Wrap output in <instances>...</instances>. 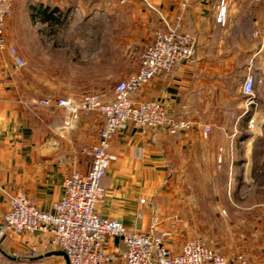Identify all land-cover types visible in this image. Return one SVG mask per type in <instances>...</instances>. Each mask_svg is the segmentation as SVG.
<instances>
[{"label": "crops", "instance_id": "crops-1", "mask_svg": "<svg viewBox=\"0 0 264 264\" xmlns=\"http://www.w3.org/2000/svg\"><path fill=\"white\" fill-rule=\"evenodd\" d=\"M219 2L44 0L41 34H73L62 28L79 19L85 27L91 25L85 34H107L115 24L138 54L134 65L98 78L97 84L113 88L138 71L141 47L152 42L156 31L181 23L182 31L194 36L193 57L171 74L156 77L136 96L141 102H161L171 117L189 121L191 127L176 136L166 130L145 135L127 124L113 134V159L103 180L107 194L98 212L138 232L148 231L159 216L157 232L170 233L165 244L173 253L198 237L228 259L243 255L249 264H264V193L255 185L253 145L242 132L248 124L242 85L252 59L254 75L264 85V0H227L225 26L216 21ZM7 53L0 48V187L51 212L70 174L90 170L85 151L98 146L103 117L40 105L64 96L55 73L61 69L55 55L63 52L41 46V80L29 74V66L16 68L5 61ZM112 94L114 89L109 99ZM65 95L78 97L74 91ZM220 183L226 185L221 196L210 195L216 190L211 184ZM7 209L8 199L0 192V264H69L45 237L4 231L1 217ZM209 214L228 218L220 217L211 227L205 218ZM238 215L244 220L238 221ZM105 249L118 258L124 244L110 238Z\"/></svg>", "mask_w": 264, "mask_h": 264}, {"label": "built area", "instance_id": "built-area-1", "mask_svg": "<svg viewBox=\"0 0 264 264\" xmlns=\"http://www.w3.org/2000/svg\"><path fill=\"white\" fill-rule=\"evenodd\" d=\"M6 1L0 9V48L7 49L16 68H23L25 61L14 48H8L3 39L2 25L10 12ZM216 10L217 23L225 26L228 21L227 0H220ZM166 29L154 34L140 58L138 71L115 86L114 98L110 102H101L93 96L79 101L50 98L40 102L44 107L63 108L70 115L99 113L103 117L99 144L85 151L91 160L90 170L86 174H70L63 184L64 195L51 212H43L28 197L9 193L0 187V192L8 199V209L1 217L4 231L45 237L52 249L67 255L69 264H249L243 255L228 259L198 240L188 241L180 253L171 252L165 244L170 233L157 232L159 216L154 218L148 231L138 232L128 229L121 220L110 219L98 212V206L107 194L103 180L113 159V134L127 124H133L145 135L166 130L171 136H176L191 127L189 121L171 117L161 102H141L136 98L138 92L156 77L171 74L179 63L190 60L194 55L196 40L193 35L183 33L180 24L167 25ZM253 68L254 59L242 85L245 116H248L251 131L256 125L258 106ZM209 131L210 128H206L205 134ZM110 238H119L124 244L118 258L106 253Z\"/></svg>", "mask_w": 264, "mask_h": 264}, {"label": "rangeland", "instance_id": "rangeland-1", "mask_svg": "<svg viewBox=\"0 0 264 264\" xmlns=\"http://www.w3.org/2000/svg\"><path fill=\"white\" fill-rule=\"evenodd\" d=\"M41 1L44 0L6 1V5L10 12L5 18L2 28L4 31L3 39L7 47L14 48L16 51L18 48L22 49L26 53L25 56L28 57V59H24V61L26 64L25 67L29 66L28 68L31 70L29 74L37 76L40 80L41 46L54 47L57 52H63L59 55H55L61 62V69L55 73L57 79L60 80L58 82V88L61 89L64 96H66L65 94H67V91H74L78 96L76 97V101L82 100L87 96H93L98 98L101 102H110L114 98V95L112 94L110 99L109 95H111L115 87H110L108 84L105 85V83L97 84L98 78H102V76L107 73L117 74L122 72V69L134 65V54L137 55L138 52L135 51L134 47L127 45L125 34H123L115 24H111L110 31L107 34H102L100 31L91 32V30H88L87 34H85V28H91V25L85 27V23H82L79 19L75 23L72 22L70 26L66 25L62 28L64 31L71 30L73 34H41ZM75 1L90 2L96 0ZM4 5V0H0V9H2ZM99 25L98 23L97 27ZM94 26H96V24H94ZM166 28L156 32H164L167 30ZM49 30L53 31L52 29ZM146 46L141 47L142 49L140 48V58ZM84 49L89 50L88 54H85L86 51H83ZM18 52L19 50L17 53ZM131 52H133V54ZM7 54L8 57L4 56L5 61L11 60L13 63L11 55L9 53ZM52 56L54 55L50 57ZM19 57L21 58V56ZM69 59L72 60L71 67H68ZM135 74V72L131 71L129 78ZM255 79L254 94L258 101L255 113L256 125L252 131L248 127V124L243 125L242 132L248 136L245 142H249L253 145L254 150L252 152L256 162L254 172L256 175L255 185L257 184V187H262L259 191L264 193V85L260 83V81L263 82V80L260 79V81H258L256 77ZM64 96L57 97V99H65L66 97ZM211 185H214L216 188L215 193L209 192L212 196H216L215 194L221 196L223 188L226 187L225 184L221 183ZM220 217L228 218V215H206L207 225L211 227L216 226L219 223ZM244 217L245 216L238 215V221H243ZM194 240H198L208 246L198 237L191 238L189 241ZM219 254L223 255L220 252Z\"/></svg>", "mask_w": 264, "mask_h": 264}, {"label": "water", "instance_id": "water-1", "mask_svg": "<svg viewBox=\"0 0 264 264\" xmlns=\"http://www.w3.org/2000/svg\"><path fill=\"white\" fill-rule=\"evenodd\" d=\"M120 1H124V0H120ZM56 254L60 255V256H63V257H65L68 260V257H67V255L64 252H57Z\"/></svg>", "mask_w": 264, "mask_h": 264}]
</instances>
